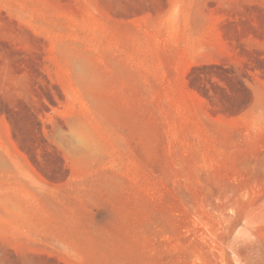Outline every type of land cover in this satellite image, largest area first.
Returning a JSON list of instances; mask_svg holds the SVG:
<instances>
[{
	"label": "rangeland",
	"instance_id": "1",
	"mask_svg": "<svg viewBox=\"0 0 264 264\" xmlns=\"http://www.w3.org/2000/svg\"><path fill=\"white\" fill-rule=\"evenodd\" d=\"M0 264H264V0H0Z\"/></svg>",
	"mask_w": 264,
	"mask_h": 264
}]
</instances>
